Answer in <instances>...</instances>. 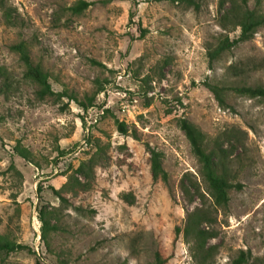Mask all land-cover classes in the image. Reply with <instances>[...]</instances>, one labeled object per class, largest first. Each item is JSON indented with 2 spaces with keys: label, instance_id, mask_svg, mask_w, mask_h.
<instances>
[{
  "label": "rangeland",
  "instance_id": "374dc122",
  "mask_svg": "<svg viewBox=\"0 0 264 264\" xmlns=\"http://www.w3.org/2000/svg\"><path fill=\"white\" fill-rule=\"evenodd\" d=\"M0 1L23 19L22 28L7 25L0 8V234L28 246L2 264H153L156 251L163 264H194L176 227L200 194L210 198L180 117L209 137L240 132L228 169L241 188L229 191L227 210L208 226L217 231L211 264H233L241 250L249 264H264V102L229 91L232 109L222 108L204 85L264 84V26L210 64L206 47L224 33L218 21L229 0H84L90 5L80 13L69 9L79 0ZM20 39L52 89L67 93L60 100L36 99L9 47ZM231 64L240 70L232 73ZM99 84L104 89L82 109L78 102ZM18 143L31 161L15 152ZM146 145L163 153L165 181L151 178ZM93 154L91 187L60 206L52 187ZM43 206H60L51 251L40 240Z\"/></svg>",
  "mask_w": 264,
  "mask_h": 264
},
{
  "label": "trees",
  "instance_id": "16d2710c",
  "mask_svg": "<svg viewBox=\"0 0 264 264\" xmlns=\"http://www.w3.org/2000/svg\"><path fill=\"white\" fill-rule=\"evenodd\" d=\"M190 1L191 0H186ZM230 5L223 10L218 21V25L224 30L213 45H207L208 62L211 64L214 60L234 46L248 41L253 38L257 29L264 26V10L260 6V0H255L253 8H249L247 0H229ZM221 4V1H220ZM90 5V2L79 0L69 9L73 13H80ZM0 8L4 21L7 25L14 27H23V19L14 14L12 7L7 6L3 1H0ZM221 8V6H220ZM239 29L238 35L229 37V33ZM19 60L24 66L23 78L36 85L35 97L39 101L46 98H52L54 101L60 100L67 93L63 91H54L49 82V75L42 67L41 63L34 62L31 58L29 43L24 39H20L10 46ZM228 70L236 73L240 70L237 65H229ZM204 85L213 94L215 100L222 108H230L226 95L229 91L250 98H257L264 102V84L247 85L245 83H235L234 85H224L216 82L206 81ZM104 89L103 84H99L97 89L86 98V101H79L82 109H87L93 105L95 96ZM72 98V97H70ZM117 130L125 134L127 132L126 124L123 121L116 120ZM178 126L183 131L186 139L189 142L191 152L196 157L200 165V175L206 184L207 193L210 198V203H207L206 197L201 195L199 206L194 207L186 214L185 222L182 227H176V235H181L183 241L188 246L189 254L194 264H211L214 255L217 252V245L210 244L209 240L217 236L215 229H210L216 220L217 210L220 208L226 211L230 201L229 191L232 188H241L239 182H233L229 173L228 164L231 155L234 152L235 146L241 140L239 139L240 132L235 127H228L213 137H209L194 123L185 117L178 119ZM224 143L229 147H224ZM95 154L101 150V146L96 145ZM15 152L22 158L31 161L30 152L26 147L19 143L14 146ZM146 151L149 154V171L153 180L167 179V172L162 167L163 153L155 148L146 145ZM64 152L61 151L62 155ZM95 154L88 160L79 164L76 171L68 175L67 180L58 189L53 188L54 194L60 201V206L73 204L70 202V197L78 192H84L91 187L92 171L95 165ZM81 174L86 178L81 181L78 176ZM195 192H198L197 187L192 184ZM181 188L186 194H189L188 188L181 183ZM199 194V193H198ZM60 206H52L47 209L40 207L37 212V217L40 221V240L46 250H52L53 233L59 229V211ZM64 206V207H66ZM80 208V207H76ZM28 249V246L11 239L6 234H0V264L3 263L4 257L11 252ZM249 253L241 250L238 256L234 259L233 264H249ZM166 261L159 251L155 252L153 264H163ZM59 264H66L62 259H59Z\"/></svg>",
  "mask_w": 264,
  "mask_h": 264
}]
</instances>
